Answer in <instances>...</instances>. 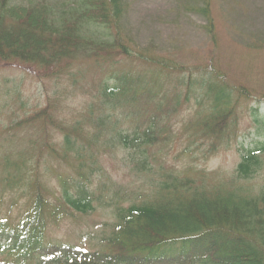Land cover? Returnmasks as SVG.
<instances>
[{"label":"rangeland","instance_id":"1","mask_svg":"<svg viewBox=\"0 0 264 264\" xmlns=\"http://www.w3.org/2000/svg\"><path fill=\"white\" fill-rule=\"evenodd\" d=\"M8 1L14 8L41 2ZM80 1L43 0L44 6L51 7L52 17L44 13L32 15L30 25L47 36L49 25L51 29L67 22L74 24L81 14ZM118 7L120 13L110 14L107 26L78 20L83 24L78 29L81 39L102 45L105 50L98 54L107 51V58H93L90 48L78 50L68 59L51 60L55 65L38 68V73L35 67V72L24 71L27 65L18 62L17 57L0 62V160L10 158L18 163L17 154L33 161L32 167L41 161L40 172L30 175L31 180L39 178L47 192L41 187L40 194H46L52 203L59 196L57 176L76 174L60 161L61 143L68 136L85 147L92 146L88 141L96 126L90 120L91 114L93 118L114 120L113 126L102 129L110 138L109 133L114 131L132 135L136 127L139 134L154 126L156 133L160 132L141 160L145 166L142 170L134 149L125 151L120 146L97 152L93 146L98 175L87 178L92 191L99 182L107 183L108 193L117 192L119 202L127 206L156 200L153 186L167 185L170 177L205 191L217 185L230 190L229 180L242 149L264 141V134L256 133L253 111L264 116V0H120ZM18 15L24 24L30 17L20 10L13 13L16 18ZM20 23H13L16 30L22 26ZM24 29L28 35L31 28L24 25ZM36 32L30 35L36 38ZM19 33L22 31L15 34ZM124 49L129 56L122 55ZM124 75L127 81L137 82L138 78L145 87L137 93L135 110L126 108L120 100L116 109L105 106L103 112L100 86H112L116 78ZM212 86L231 91L229 104L214 105L208 93ZM117 99L108 98L107 102L115 103ZM226 111H230V119L220 122L218 118L215 122L226 127L223 132L206 134V124L219 128L211 124V113L221 116ZM42 112L40 119L26 122L31 115ZM30 142L37 144L35 148H28ZM22 174L23 169L17 175ZM4 175L0 170V218L7 215L16 222L32 195L29 186L13 187L11 183L16 179ZM2 180L9 187H4ZM238 184L255 193L264 186V166L249 181ZM106 201L103 207L94 205L96 209L87 215L71 213L52 224L48 241L98 251L97 240L107 232L103 225L114 222L112 212L117 200ZM5 258L0 256V262Z\"/></svg>","mask_w":264,"mask_h":264},{"label":"trees","instance_id":"2","mask_svg":"<svg viewBox=\"0 0 264 264\" xmlns=\"http://www.w3.org/2000/svg\"><path fill=\"white\" fill-rule=\"evenodd\" d=\"M40 1L37 5L31 2L27 8H14L9 6L8 0H0V62H8L17 57L18 62H24L28 66L24 68L35 72L32 68L35 67L37 72L38 68L53 67L60 61L59 58L68 59L78 50L86 51L90 48V56L93 58H107V51L98 54L101 49L105 50L102 45L95 46L93 42L87 43L90 39H81L78 29L83 24L78 20L107 26L110 14L117 16L120 13V0H82L78 20L75 19L76 22L71 25L65 22V25L58 28L52 26L50 29L49 25L46 29V33H49L47 36H42L35 31L36 26L30 25L32 15L44 13L52 17L50 8L43 5V0ZM19 10L30 15L25 24L20 23V14L17 18L13 16ZM13 23H20L22 26L16 30ZM23 24L31 28L27 31L28 35ZM18 30L22 33L16 35ZM33 32L38 34L36 38L30 35ZM51 60L58 61L53 63ZM212 87L209 88V93L213 96L214 105H227L231 91L224 86ZM140 90L138 82L127 81L126 75L118 77L112 86H100L101 106L116 108V102H126L128 99L137 102ZM102 97L105 99L102 100ZM108 98L118 99L110 104L107 102ZM253 111L256 133L262 136L264 116ZM229 112L226 111L221 116L212 112L214 118L211 124L219 125V128L214 129V126L206 124V134L223 132L226 127L215 122L218 118L220 122L230 119ZM43 113L26 122L40 119ZM90 120L96 126L94 129L102 128L108 123L104 116L93 118L90 114ZM155 130L156 128L153 129L154 132ZM109 134L111 138L101 131L94 133L88 141L92 146L86 147L71 141L68 136L64 138L60 161L71 167L77 178L70 186L61 181L59 199L52 203L44 195L40 196L41 187L33 184L35 177L31 180L32 174L40 170L41 162L32 167L33 161L25 160L23 155L17 154L15 159L20 160L18 163L10 158L0 160L2 175L4 173L8 179L10 175L15 179L20 176L22 180H26L20 184L29 186L30 192L35 193L32 203L16 222H10L7 216L0 218V238L5 240L2 244L0 239V255L6 256V261L1 264H264V186L251 193L248 188L245 190L244 186L238 184L239 181H249L263 168L264 141L242 149L244 151L229 180L232 186L230 190L225 189V185H217L214 190L205 191L201 186L194 187L193 183L189 185L174 177L167 186H153L156 200L117 207L116 213L112 212L116 219L112 231L114 233L97 240L96 248H100L98 251L78 253L73 248L50 243L47 232L52 224H57L73 212L85 215L93 209L92 199L98 185L94 192H90L87 183L88 176L96 171L97 153L91 151L93 146L97 152L116 146L134 149L139 162H142L147 147L155 140V134L152 135L149 127L142 134L138 130L132 135L118 131ZM98 138L103 140L102 145L98 144ZM33 145L37 144L30 142L28 148H35ZM142 164L144 163H140V167ZM144 167L143 165L142 169ZM21 169L23 174L17 175ZM25 174L29 176L24 177ZM2 182L4 187H9L7 181ZM185 194L187 196L182 197ZM49 206L51 209H48Z\"/></svg>","mask_w":264,"mask_h":264}]
</instances>
